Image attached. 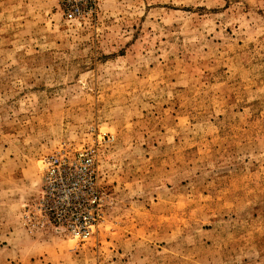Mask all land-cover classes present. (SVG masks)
<instances>
[{
	"label": "rangeland",
	"instance_id": "1",
	"mask_svg": "<svg viewBox=\"0 0 264 264\" xmlns=\"http://www.w3.org/2000/svg\"><path fill=\"white\" fill-rule=\"evenodd\" d=\"M0 0V264H264V0ZM93 147L85 238L42 157Z\"/></svg>",
	"mask_w": 264,
	"mask_h": 264
},
{
	"label": "built area",
	"instance_id": "2",
	"mask_svg": "<svg viewBox=\"0 0 264 264\" xmlns=\"http://www.w3.org/2000/svg\"><path fill=\"white\" fill-rule=\"evenodd\" d=\"M70 4H75L70 0ZM43 186L39 207L58 231L85 238L100 216L102 191L97 185L93 147L60 148L42 157Z\"/></svg>",
	"mask_w": 264,
	"mask_h": 264
}]
</instances>
